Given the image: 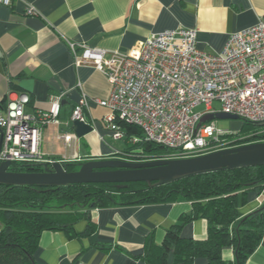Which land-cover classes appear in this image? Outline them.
<instances>
[{
	"label": "crops",
	"instance_id": "1",
	"mask_svg": "<svg viewBox=\"0 0 264 264\" xmlns=\"http://www.w3.org/2000/svg\"><path fill=\"white\" fill-rule=\"evenodd\" d=\"M27 6H33L37 15H24ZM259 21H264V0H12L10 6L0 4V106L25 93L30 98L27 112L44 111L62 93L59 124L41 130L43 159L78 163L114 158L124 149L120 151L102 122L108 113L104 107L90 105L85 114L92 132L69 145L58 137L74 133L70 116L82 94L103 100L111 91L101 72L74 65L68 43L126 53L153 34L185 28L197 31L200 51L218 54L230 34ZM244 196L240 215L264 206V187ZM191 213L192 204L185 201L91 209L70 232H42L34 261L145 264L141 257L146 241L160 245L166 231ZM206 227L205 219H194L182 227L180 236L202 240ZM221 257L232 261L234 252L224 247ZM193 264L207 261L196 258ZM245 264H264V236Z\"/></svg>",
	"mask_w": 264,
	"mask_h": 264
},
{
	"label": "built area",
	"instance_id": "2",
	"mask_svg": "<svg viewBox=\"0 0 264 264\" xmlns=\"http://www.w3.org/2000/svg\"><path fill=\"white\" fill-rule=\"evenodd\" d=\"M12 0H0L10 6ZM36 16L33 6L24 10ZM195 29H168L149 36L126 53L68 43L75 66L101 72L111 86L106 99L81 95L70 122L86 121L90 105L108 109L102 122L114 141L128 138L121 124L142 130L146 141L174 150L177 159L231 148L228 131L214 122L197 124L204 114L225 113L264 125V21L230 34L222 51L207 54L197 48ZM80 50V52H78ZM64 94L51 99L47 110L27 112L30 98L15 95L0 108V163H52L39 152L41 130L59 124ZM214 102L219 110H214ZM203 105L204 113L195 112ZM264 134V128L240 139ZM66 145L74 133L58 136ZM135 142V138H128Z\"/></svg>",
	"mask_w": 264,
	"mask_h": 264
},
{
	"label": "trees",
	"instance_id": "3",
	"mask_svg": "<svg viewBox=\"0 0 264 264\" xmlns=\"http://www.w3.org/2000/svg\"><path fill=\"white\" fill-rule=\"evenodd\" d=\"M244 122L252 127L250 133L264 128L263 124ZM121 128L128 138H138V142L114 158L145 162L170 158L175 153L146 141L136 126L121 124ZM240 133L225 137L231 147L264 141V134L240 139ZM43 164L51 163L12 162L8 171L39 173L43 172ZM65 164L66 171L71 172L80 163ZM263 187L264 166L207 173L157 187L144 182L48 188L0 184V264H35L34 253L42 232H70L91 209L178 201L192 204L191 215L169 228L160 245L146 241L141 257L145 264H193L196 258L206 259L207 264H245L264 236V206L244 216L238 208L246 201V191L260 192ZM198 218L207 222L205 238H182V227ZM224 247L233 250L232 261L222 259Z\"/></svg>",
	"mask_w": 264,
	"mask_h": 264
},
{
	"label": "water",
	"instance_id": "4",
	"mask_svg": "<svg viewBox=\"0 0 264 264\" xmlns=\"http://www.w3.org/2000/svg\"><path fill=\"white\" fill-rule=\"evenodd\" d=\"M234 115L221 112L204 114L197 127L214 120H238ZM77 138L92 132L89 124L73 121ZM0 131V147L2 143ZM9 162L0 163V184L8 186L63 187L77 184H124L144 182L149 187L170 184L207 173L264 166V141L248 143L207 154L145 162H131L118 158L91 159L77 165V170L67 172L66 164H43V172L15 173L8 171Z\"/></svg>",
	"mask_w": 264,
	"mask_h": 264
},
{
	"label": "rangeland",
	"instance_id": "5",
	"mask_svg": "<svg viewBox=\"0 0 264 264\" xmlns=\"http://www.w3.org/2000/svg\"><path fill=\"white\" fill-rule=\"evenodd\" d=\"M219 107L220 106L217 102H214V104L212 105V108L216 111L219 110ZM195 112L204 113L205 112L204 106L200 105V106L196 107ZM212 122H214L215 126L219 130L228 131L231 134L241 132L239 134L240 138L248 136L250 134H253V133H250V132H252V130H250L252 127H249V125H247L241 119H238V120H214ZM115 142L121 151L125 148H128V147L130 148L133 145H135L138 142V138H135V142H129L128 138H124L122 140H118ZM117 158H119V157H117ZM119 159H121V158H119ZM78 163H81V162H78Z\"/></svg>",
	"mask_w": 264,
	"mask_h": 264
}]
</instances>
